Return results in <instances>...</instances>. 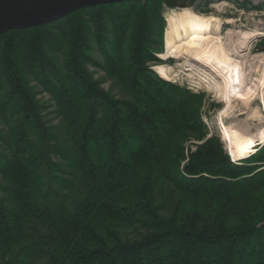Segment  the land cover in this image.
<instances>
[{
    "label": "trees",
    "instance_id": "1",
    "mask_svg": "<svg viewBox=\"0 0 264 264\" xmlns=\"http://www.w3.org/2000/svg\"><path fill=\"white\" fill-rule=\"evenodd\" d=\"M193 1L101 3L0 34V264H264V144L233 161L207 136L204 93L149 64L164 5Z\"/></svg>",
    "mask_w": 264,
    "mask_h": 264
},
{
    "label": "bare ground",
    "instance_id": "2",
    "mask_svg": "<svg viewBox=\"0 0 264 264\" xmlns=\"http://www.w3.org/2000/svg\"><path fill=\"white\" fill-rule=\"evenodd\" d=\"M223 26L222 18L215 15H200L190 7L173 10L167 16L166 49L162 57L181 58L177 66L195 73V79H199L197 83L203 82L225 103L223 121L237 101H245L247 110L241 115L247 114L246 120L253 114L260 118L253 128L236 122L230 126L223 124L227 148L235 159L240 160L258 142H264V52L254 54L258 64L251 66L250 73L246 72V62L241 55L250 38L264 35V27L259 23L231 24L225 29ZM155 69L169 81L181 72L166 65H156ZM257 94L261 98L262 110L251 108Z\"/></svg>",
    "mask_w": 264,
    "mask_h": 264
},
{
    "label": "rangeland",
    "instance_id": "3",
    "mask_svg": "<svg viewBox=\"0 0 264 264\" xmlns=\"http://www.w3.org/2000/svg\"><path fill=\"white\" fill-rule=\"evenodd\" d=\"M190 1V0H189ZM226 2V4L224 3ZM192 8L193 11L200 15H215L223 20V28L229 27L231 24L241 25L249 24V25H256L260 24L264 27V0H194L192 5L186 6ZM186 7H171L168 5H164L163 16L165 18L166 24L163 33V40H162V47L158 49V53L156 56L159 60L151 61L149 64L152 68L158 73L155 69L156 65H166L174 67L177 70H181L178 76L174 77L172 80L175 84L180 85L183 88L190 89L192 92L195 93H204V102L202 106L203 112V120L207 125L208 128V135L211 134L217 135L221 142L223 143L225 151L230 155L232 159L231 152L227 148V141H226V133L223 127V124L230 126L234 122L245 124L249 128H253L256 123L260 121L258 116L254 114L250 119L246 120L247 114L241 115L244 110H247V106L245 101H237L235 104L236 106L229 110V116L222 120V112L223 109L226 107L225 103L221 101L213 91H211L203 82H198L199 79H195L197 75L195 73H191L190 70H184L183 67H178L177 64L180 63L179 61L182 60L181 58L175 57H162V53L166 49V28H167V16L173 10H180ZM230 19V21H227ZM264 52V35H258L249 39V44L247 49L241 51V55L244 56L243 60L245 63V70L246 72H251V66L254 64H258V58H253L254 54ZM94 54L99 60L103 61L102 56L99 50L95 49ZM244 54V55H243ZM91 70L94 71L95 77L101 79L102 86L106 89H110L113 85V78L108 75V73L102 68L98 66L90 65ZM183 70V71H182ZM159 74V73H158ZM160 75V74H159ZM166 79V78H164ZM168 80V79H166ZM202 81V80H200ZM31 84L35 87L37 91V97L41 99L43 103L46 104L45 113L46 119L50 125H58L61 121V116L56 112V102L52 95L46 91L41 85H39L36 81H32ZM114 93H118L117 87L113 88ZM251 108L256 109L259 108L262 110V103L261 98L257 94L256 97L251 102ZM251 111V110H250ZM245 122V123H244ZM2 119L0 118V127H3ZM198 142V141H197ZM259 143V144H258ZM255 148L248 154L250 157L253 153L258 150V146L264 144V142H258ZM2 144L0 140V145ZM258 164H262L264 167V162H258ZM1 179V175H0ZM127 234H132L128 232ZM4 261V257L0 255V263ZM44 264V263H40Z\"/></svg>",
    "mask_w": 264,
    "mask_h": 264
},
{
    "label": "water",
    "instance_id": "4",
    "mask_svg": "<svg viewBox=\"0 0 264 264\" xmlns=\"http://www.w3.org/2000/svg\"><path fill=\"white\" fill-rule=\"evenodd\" d=\"M124 0H0V34L61 19L78 8Z\"/></svg>",
    "mask_w": 264,
    "mask_h": 264
},
{
    "label": "built area",
    "instance_id": "5",
    "mask_svg": "<svg viewBox=\"0 0 264 264\" xmlns=\"http://www.w3.org/2000/svg\"><path fill=\"white\" fill-rule=\"evenodd\" d=\"M231 155H232V154H231ZM232 160H233V161H238V159H235L233 156H232Z\"/></svg>",
    "mask_w": 264,
    "mask_h": 264
}]
</instances>
